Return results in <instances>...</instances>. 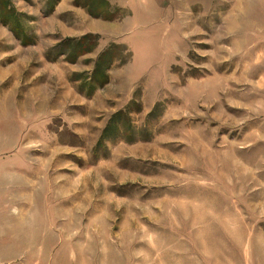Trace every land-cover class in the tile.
<instances>
[{
	"label": "rangeland",
	"instance_id": "rangeland-1",
	"mask_svg": "<svg viewBox=\"0 0 264 264\" xmlns=\"http://www.w3.org/2000/svg\"><path fill=\"white\" fill-rule=\"evenodd\" d=\"M0 264H264V0H0Z\"/></svg>",
	"mask_w": 264,
	"mask_h": 264
}]
</instances>
